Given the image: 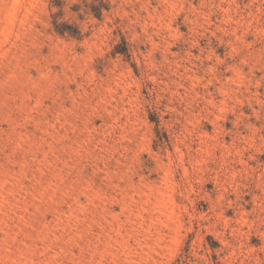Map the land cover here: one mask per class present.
Instances as JSON below:
<instances>
[{
  "label": "rangeland",
  "instance_id": "obj_1",
  "mask_svg": "<svg viewBox=\"0 0 264 264\" xmlns=\"http://www.w3.org/2000/svg\"><path fill=\"white\" fill-rule=\"evenodd\" d=\"M0 264H264V0H0Z\"/></svg>",
  "mask_w": 264,
  "mask_h": 264
},
{
  "label": "trees",
  "instance_id": "obj_2",
  "mask_svg": "<svg viewBox=\"0 0 264 264\" xmlns=\"http://www.w3.org/2000/svg\"><path fill=\"white\" fill-rule=\"evenodd\" d=\"M98 15H99V12H98ZM69 26H66L64 24H57L55 23V29L58 33L60 34H64L65 32H68L70 34H73V30H71V28H68Z\"/></svg>",
  "mask_w": 264,
  "mask_h": 264
}]
</instances>
